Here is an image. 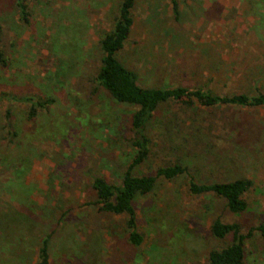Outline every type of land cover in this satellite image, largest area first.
<instances>
[{
  "label": "rangeland",
  "instance_id": "obj_1",
  "mask_svg": "<svg viewBox=\"0 0 264 264\" xmlns=\"http://www.w3.org/2000/svg\"><path fill=\"white\" fill-rule=\"evenodd\" d=\"M0 0V264H36L48 237V264H205L210 223H235L242 264H264V106H157L144 133L148 156L131 174L155 179L133 200L142 242H126L123 215L98 210L95 176L119 179L133 156L134 105L114 101L95 80L98 40L112 27L120 0ZM172 2L176 12L172 11ZM262 2V3H261ZM262 4V5H260ZM131 27L116 60L142 88L199 89L216 96L264 92V0H135ZM51 99L44 108L22 102ZM196 184L250 182L245 210L192 195Z\"/></svg>",
  "mask_w": 264,
  "mask_h": 264
},
{
  "label": "trees",
  "instance_id": "obj_2",
  "mask_svg": "<svg viewBox=\"0 0 264 264\" xmlns=\"http://www.w3.org/2000/svg\"><path fill=\"white\" fill-rule=\"evenodd\" d=\"M135 0H120L116 8V16L112 27L102 34L98 40L101 52L99 67L95 74L96 83L106 91L114 101L134 105L136 110L131 115L130 131L132 138L130 145L132 154L125 171L119 179V185L109 184L104 178L95 176L91 180V188L94 192L95 204L98 210L111 215H123L126 231V242L131 247H138L142 242L141 235L136 231L133 200L136 196L149 193L155 179H174L184 173L185 169L178 164L162 166L155 170L152 176H133L132 169L140 165L148 156V138L144 133L146 122L150 120L153 111L158 105L167 101L179 102L189 107L193 101L200 106L211 107L216 105L256 107L264 106V92L254 95L233 94L229 96H216L199 89L187 90L184 88L154 89L142 88L136 85L133 74L124 68L115 58V53L121 49L131 27V9ZM257 4L261 0H253ZM262 3V2H261ZM262 5V4H260ZM263 6V5H262ZM15 7L19 12L20 20L26 21L25 6L16 0ZM172 11L176 12L175 3L172 2ZM0 66H5V60L0 50ZM22 102L30 105L27 117L31 118L34 109L44 108L52 103L51 99L32 100L24 97ZM250 187V182L245 179H237L226 183L196 184L187 183V191L192 195L210 194L223 200L225 209L232 215L240 214L245 210L242 195ZM213 239L221 240L229 236L227 245L219 249L210 250L206 256L205 264H242L244 258L243 242L251 236L250 232L241 234L235 223H221L218 219L213 220L208 228ZM261 240L264 242V224L254 227ZM48 237L42 238L36 250V264H48Z\"/></svg>",
  "mask_w": 264,
  "mask_h": 264
}]
</instances>
